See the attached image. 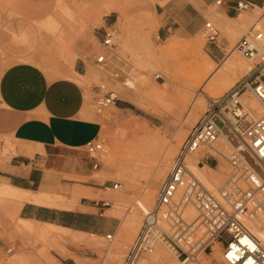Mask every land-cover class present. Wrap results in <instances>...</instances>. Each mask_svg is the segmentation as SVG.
I'll use <instances>...</instances> for the list:
<instances>
[{
    "label": "rangeland",
    "instance_id": "rangeland-1",
    "mask_svg": "<svg viewBox=\"0 0 264 264\" xmlns=\"http://www.w3.org/2000/svg\"><path fill=\"white\" fill-rule=\"evenodd\" d=\"M166 1L0 0V4L10 16H26L34 20V24L39 30L40 42L29 61L40 66L50 77H61L58 72L71 69L77 55L87 60L88 75L82 81V85L87 91V107L90 113L87 116L91 119L95 118L99 123V138L104 141V149L96 155L97 160H92L86 151L79 153L81 162L89 169L87 174L60 175L62 177L60 180L66 184L65 186H61L62 188L59 189L41 188L34 193L37 194L41 190L59 198L63 205H44L57 216L56 221L53 222L58 224H60L59 220L72 222V211L85 209V204L92 205L99 201L100 212L104 213L103 217L97 218L99 219L97 220V228L100 231H97V228L84 231L71 226L69 227L73 228L72 230L54 228L53 231L52 227L42 223L24 221L20 216L22 205H17L15 200L4 198L0 194V260H6L7 264H79V261L80 264L82 262L84 264H122L131 243L141 228L144 217V214L136 209L134 200L144 197L149 184L150 173L156 167L155 160L151 162L152 164L131 161L126 151L128 145L143 139L144 131L151 134L157 133L162 136L160 137L163 140L165 139L166 144H170L172 137L182 126L185 128L184 138L178 143L179 145L173 143L176 152L168 160L169 171L173 158L178 153L191 128L213 104H216L214 101L226 95L248 72H240L241 74L238 72L237 76L230 75V85L228 84L230 87L227 86L228 88L215 87L213 89L210 81L205 79L200 89L194 87L195 90H190L189 93L191 94L188 93L189 97H183L178 91L181 86H193L199 80L195 64L186 62L184 58H178L179 55H172L170 67L175 73V81L172 82L162 68L152 69L148 49L159 50L167 46L168 39L178 41L181 44L190 43V45L197 47L193 54V61L199 60L201 64L206 63L208 65L213 62L214 65L212 64V66H218L225 57L236 53V42L253 27L260 16H264V12L260 9L241 11V18L237 23H235L236 21H229L227 24H224L219 16L216 20L207 16L205 22H213L220 30V37L217 42L208 43L202 35V30L185 37L174 34L165 38L160 35V23L155 7L157 4L163 5ZM231 24L237 25L236 31L229 30ZM110 25H114L118 29V35L115 45L108 49L102 45V38L104 29ZM100 54H106L111 59V62L105 67L96 64V57ZM156 73L160 74L161 77L157 78ZM143 74H149L155 83L164 82V86H170V91L162 94H149L146 89L144 91L141 89V95H136L138 100L133 101L132 93L126 91L122 95L115 86L116 81H123L130 76ZM101 85H105L106 90L115 91L119 100H124L127 105L132 106L129 107L130 110L110 106L102 112H98L95 107V97L98 95ZM160 86L163 85L160 84ZM205 90L208 93L202 92ZM244 93L256 103L258 102L252 91L248 90ZM191 108L195 109L197 121L194 124L186 125V120H184L187 116L186 110ZM220 108L222 109V106H218V109ZM108 114L115 117L109 120ZM182 115V122L177 123L178 127L175 122ZM219 115L220 117H215V120L218 125L222 126L224 119L221 120V114L219 113ZM247 119L249 121L255 120L251 115ZM127 120H138L143 129L128 126ZM246 125L244 123L239 128L243 131ZM224 132L228 134L230 139L233 137L228 128H224ZM113 140L118 141L119 152L114 160L110 161L106 152ZM231 141L236 146L237 138ZM14 147L15 143L11 137L6 133H0V169L15 154ZM232 150V148L228 149L226 156ZM215 156H217L218 165L220 164L219 167L215 158L209 157L202 159L203 166L193 164L192 169L198 176L209 177L214 183L222 184L227 178L230 168L225 157ZM201 157V154L197 155L196 161ZM96 161L99 165L97 169H94L93 163ZM208 165L215 170L209 169ZM121 167L125 168L124 173H121L122 176L119 173ZM119 183L122 185L121 188L117 187ZM104 202H108L109 205H102ZM134 207L135 210L132 211ZM86 209L97 211V209L92 208ZM126 217L128 219L134 217L131 223L126 222L128 225L125 223ZM25 225H31L36 229L43 227L49 229L55 233L57 240L47 242L40 238L36 230L28 229ZM93 233L95 236L92 235ZM108 234L112 235L111 242L106 238ZM8 248L13 249L11 254L6 252ZM157 248L166 257V264H173L174 254L164 245H158L152 253H149L150 255L142 256L139 261L150 258L152 254L158 252ZM202 260L204 263H209L206 256H202Z\"/></svg>",
    "mask_w": 264,
    "mask_h": 264
},
{
    "label": "built area",
    "instance_id": "built-area-1",
    "mask_svg": "<svg viewBox=\"0 0 264 264\" xmlns=\"http://www.w3.org/2000/svg\"><path fill=\"white\" fill-rule=\"evenodd\" d=\"M234 6L239 11L264 12V0H234ZM117 35L114 25L106 27L102 45L113 47ZM202 35L208 43H216L220 30L206 21ZM235 51L252 62V69L226 95L214 101L217 106L213 104L191 128L122 264H138L158 245L169 249L180 264H264V113L254 121L247 119L248 111L237 115L236 125L247 124L240 134L227 123L220 126L215 120L220 117L218 106L231 111L230 105L235 103L244 109L239 98L248 90L264 105V18L260 26L236 42ZM110 62L106 54L96 57V64L101 67ZM105 88L101 85L95 97L98 112L116 106L119 100L115 91ZM224 128L233 134L231 140L237 138V143L226 156L230 168L227 178L216 184L204 180L191 168L197 155L212 147ZM103 149L104 141L99 137L85 145L92 160H97L96 155ZM209 157L215 158L218 165L217 156L210 153L202 155L197 164L203 165L202 159ZM98 165V161L93 163L94 169ZM96 204L99 206V201ZM190 209L197 214L194 218L189 216ZM106 238L112 241L111 234ZM6 252L11 254L13 249ZM202 256L209 263H204Z\"/></svg>",
    "mask_w": 264,
    "mask_h": 264
},
{
    "label": "crops",
    "instance_id": "crops-1",
    "mask_svg": "<svg viewBox=\"0 0 264 264\" xmlns=\"http://www.w3.org/2000/svg\"><path fill=\"white\" fill-rule=\"evenodd\" d=\"M221 1L217 4V0H167L163 5L157 4L159 34L165 38L196 34L202 30L207 16L215 20L219 16L224 24L237 23L241 11L235 8L234 0ZM229 30L236 31L237 25L231 24ZM39 42L34 20L10 16L0 4V133L8 134L15 143V154L0 169V185L33 193L46 187L62 188L66 184L60 175L87 174L89 169L81 162L79 153L85 152L86 143L100 134L99 123L87 116L86 88L77 80L88 75L87 60L77 55L71 69L52 78L29 61ZM116 106L130 110L124 100ZM97 206L95 202L72 211L74 227L84 231L96 229L97 218L104 216ZM20 216L39 221L57 218L50 209L33 202L21 206ZM0 264H7L6 260H0Z\"/></svg>",
    "mask_w": 264,
    "mask_h": 264
},
{
    "label": "bare ground",
    "instance_id": "bare-ground-1",
    "mask_svg": "<svg viewBox=\"0 0 264 264\" xmlns=\"http://www.w3.org/2000/svg\"><path fill=\"white\" fill-rule=\"evenodd\" d=\"M262 19H263V16H260L257 19V21L254 23V25H253V27L251 29H253L254 27L260 26V22H261ZM167 41H168L167 46H165L163 48H160L159 50L148 49V54H149V58L150 59L147 58V57L146 58L149 59L150 61H152L151 62L152 66H153L152 69L153 68H162V70H164L165 73H167L168 78L172 82L175 81L174 70H173L172 67H170V62H171L170 61V57L172 55H175V56L179 55L178 58H181V59L184 58L186 62L195 64V66L197 68V71H198V74H199V80H198L196 85H193V86H181L180 89L177 88V89H179L178 91L182 94L183 97H189L188 93L191 92L190 90H195L194 87L197 88V89H200L202 87V83L204 82L205 79L207 81H210L211 85L213 86V89L215 87L228 88L227 86L230 85V83H229L230 75H232V76L236 75L238 72L239 73L240 72L244 73L245 71L249 72L252 69V66H253L252 62L250 60L246 59L245 57L240 55L238 52H236L237 54L233 53L230 56L225 57L218 66H212V64L214 65L213 62H211V65H208L206 63H204V64L202 63L201 64V61H199V60L198 61H196V60L193 61V58H194L193 54L196 51L197 47H195L193 45H190V43L189 44H181L178 41L171 40V39H168ZM151 76H152V74H151ZM156 77L159 78V77H161V75L157 74ZM84 79H85V77L81 76L77 80L79 82H82ZM157 83H155V82H153L151 80L149 74H145V75L143 74V75H137V76H130V77H128L127 79H125L123 81H116V83H115L116 85L115 86H116V88L118 90H120V93L122 95L125 94L126 91H129L128 93H132L134 97H132L131 95H130V97H132L133 101H137L138 100L137 96L141 95V92H140V91H142L141 89H143V91H144V89H146L147 91H149V94H151V93H153V94H162V93H165L166 91L167 92L170 91V86H168V85L164 86V82L158 81ZM160 84L163 85V86H160ZM210 90H211V88H210ZM202 92L208 93L207 90L202 91ZM118 94H119V92H118ZM189 94H191V93H189ZM201 100H203V99H201ZM239 101L244 106V109H242L241 107L237 106L235 103H232L230 105L231 111L226 112V111H224V108H222V109L220 108L221 110H219V113L221 114V117H222L221 120L224 119V120H222L223 121V126L227 123L233 130L236 131L237 134L242 133V130L239 128L238 125H236L237 115H243L245 111H248L250 113V115L253 117V119H257L261 114L264 113V105L262 103H260L258 100H257L258 102L256 103L251 98H249L247 96V94H245V93H243L240 96ZM187 102L189 103V101H187ZM201 104H200V106H201ZM186 114H187V116L184 119V120H186V125L194 124L197 121L196 112H195L194 108H191L188 111L186 110ZM114 117L115 116H113L111 114L107 115V118L109 120L114 118ZM182 118H183V115L176 119V122H175L176 126L179 127V125L177 123L180 124L182 122ZM126 124L128 126L135 127L136 129H143V126L138 122V120H127ZM184 129L185 128H183L182 126L179 128V130L172 137V143L170 142V144H166L167 142L166 143L164 142L165 139L163 140L161 138L162 137L161 135H160L161 136L160 137L159 134H157V133L156 134H151L149 132H145L144 131L143 132L144 133V138L140 139V140H136L133 143H130L128 145L127 149H126L127 156L129 155V159L131 161H134V162H137V163L147 162L148 164H150L154 160L156 161V167L154 166L155 168L150 173L151 175L149 174L150 175V179H149V176H148L149 184H148V186H147V188L145 190L144 197L142 199L141 198H136L134 200V205H135L136 209L141 211L142 214H145L150 209V206H152V204L155 201V198H156V195H157V192H158V188H159L160 184L162 183V181H164L166 173L168 172V168H169L168 160H169L170 156H172L176 152V147L174 146L173 143L178 144V143H180L182 141V139L184 138ZM230 148L235 149L236 146L233 145V143H232L231 139L229 138L228 134L224 133V131H221L217 142L212 147L206 148L205 151H201L200 154L201 155H205L206 153H210L212 155H218V157H220V158H224V157L226 158V154L228 152V149H230ZM118 149H119L118 141L117 140H113L112 143H111V146L108 148V151L106 152L107 153V158L110 161L114 160L115 156L119 152ZM197 163L198 162L195 159L193 161V164H195V166L196 165L198 166ZM121 164H123V163H121ZM123 165L125 166V164H123ZM153 165H155V164H153ZM199 165H202V164H199ZM203 165H204V163H203ZM219 165H218V167H219ZM207 167H209V169L215 170V168H212L209 165ZM126 168H127V166H126ZM120 169L121 170H120L119 173L120 174L124 173V169L125 168L121 167ZM121 176H122V174H121ZM126 177H127V174H126ZM203 179L208 181V182H213L209 177L208 178H203ZM127 181H129V180H127ZM117 187L121 188L122 185L119 183L117 185ZM0 194L4 198H11V199L15 200L17 202V205H20V204L23 205L25 202H33V203H36V204H39V205H45V206H51V205L60 206V205H63L60 202L58 197L51 196L50 194H48V193H46L44 191H40L39 193L34 194L31 191L22 190V189H20L18 187L5 185V184L0 185ZM135 207L132 208V211L135 210ZM135 214L136 213H134V215ZM196 215H197L196 212L193 209H190L189 216L191 218H194ZM133 218L125 219V223L126 222H130L131 223ZM21 219H23L24 221H27V222L36 221L38 223H42L44 225H47L48 227H52L53 231H54V228L55 229H66V230H72L73 229V228H71L69 226L61 225V224H58L57 222H53V221H39V220L24 219V218H21ZM25 227H27L28 229L36 230L37 234H39L40 238H42L43 240H45L47 242H51V241H56L57 240L55 233H53V231H51L49 229H46L44 227L41 228V229H36L33 226H31V225H25ZM92 235L95 236L94 233ZM157 251L158 252L152 254L150 256V258H148V259L144 258V259L140 260L138 264H166V262H167L166 257L160 253L161 250H160V252H159V249ZM174 257L175 258L173 260L174 261L173 264L180 263V260L175 255H174ZM82 263L84 264V262H82ZM79 264H80V261H79Z\"/></svg>",
    "mask_w": 264,
    "mask_h": 264
},
{
    "label": "trees",
    "instance_id": "trees-1",
    "mask_svg": "<svg viewBox=\"0 0 264 264\" xmlns=\"http://www.w3.org/2000/svg\"><path fill=\"white\" fill-rule=\"evenodd\" d=\"M129 107H132L131 105H128ZM56 217H53L52 218V221H56ZM60 221V224H63V225H66V226H71V227H74L75 224H73L72 222H67L65 220H59Z\"/></svg>",
    "mask_w": 264,
    "mask_h": 264
}]
</instances>
